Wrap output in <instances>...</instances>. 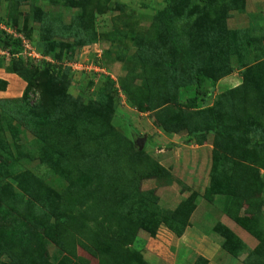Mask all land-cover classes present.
Wrapping results in <instances>:
<instances>
[{
	"label": "rangeland",
	"instance_id": "374dc122",
	"mask_svg": "<svg viewBox=\"0 0 264 264\" xmlns=\"http://www.w3.org/2000/svg\"><path fill=\"white\" fill-rule=\"evenodd\" d=\"M163 8L196 44L206 17L221 25L226 46L201 50L213 76L224 72L205 105L248 125L250 143L213 132L185 143L193 86L174 91L158 57L136 52L142 42L171 51L154 21ZM0 16L38 49L41 27L66 25L58 73L34 62L29 85L7 74L0 93L34 115L21 108L23 125L0 107V264H208L192 226L220 245L214 262L264 264V147L255 135L264 130V0H0ZM0 68L11 71L10 61L0 57ZM227 93L233 107L221 101ZM196 171L204 188L183 177ZM47 216L42 248L32 232L22 238L26 223Z\"/></svg>",
	"mask_w": 264,
	"mask_h": 264
},
{
	"label": "trees",
	"instance_id": "16d2710c",
	"mask_svg": "<svg viewBox=\"0 0 264 264\" xmlns=\"http://www.w3.org/2000/svg\"><path fill=\"white\" fill-rule=\"evenodd\" d=\"M167 6L169 5L167 4ZM40 13L41 9L38 7H35L32 10V14L36 18ZM171 15L168 13V11H166V8H163L154 16L155 23L158 25L159 23L162 24L166 29L167 37L170 41L171 51L169 49L168 52H162V50L158 46L154 47V45L150 43L142 42L138 46L136 52L137 54L141 53L142 55L145 54L148 56L152 55L158 57L157 59L160 60L161 66L163 67L166 83L174 91H178L179 89L187 87L189 85L193 86L192 94L188 95L184 102L185 108L194 111L193 113L191 112L192 117L185 122V127L187 129V135L184 138L185 143H189L193 138H199L203 134L208 132H213L215 138L220 141H233L238 142L239 144L250 143L253 139L245 134L246 129L252 131L251 129L247 128L248 125H246L244 122H240L236 124L237 126H234L225 121H221L218 112L223 113V108L220 106L218 107L216 104L205 105V102L214 93V78H220L221 73L224 72L215 74V76H213L212 70L214 69V67L213 65L209 64V62H211L213 58H207V56H205L204 53L201 52V50L204 48L216 53L220 48V45L226 46V37L221 33V25L217 22H210V18L206 17L209 20L207 21V23H203L204 29L200 32V39L196 44L195 41L191 42V37H189L184 30H178L177 27H173L172 20L174 19L176 14L171 13ZM178 17L181 18V20L183 18L180 16ZM41 20L42 18H38L36 21ZM0 22L6 23L10 27H12L14 31H16L17 33H22L28 39H30L26 32H24L21 28L15 27L14 23L8 20V18L5 19L0 16ZM65 26L66 25L63 24L59 32L48 27H41L40 33L41 35H43V41L46 44H43L42 46L40 45L41 48L39 46V49L37 48L36 44L30 39V41L36 47L37 51L39 50V52L43 56L49 57L51 59V61L41 60V66L44 65L55 73H58V70L62 67L60 63V59H62V57L58 56L55 53V47L57 46L58 41H60L58 35H60V33L63 35ZM48 29L52 30L53 33H46ZM59 37L60 39H62L61 36ZM0 49H7L10 54L19 52L20 41L18 38L13 37L12 35H8L4 31L0 30ZM169 53H171V55ZM0 57L3 58L4 56L0 55ZM7 59L10 61V65L12 67L11 71L9 72L14 73L22 80L27 81L29 85L33 69H35V67H38V64L26 60L22 56L11 57ZM218 63L219 61L216 62V66L218 65ZM5 85L6 81L4 79H0V91H3L5 89ZM26 88L24 89L23 93L25 92V97H28V91H30V89ZM199 101L202 103V107L198 106ZM221 101H224V106L227 105V108H229L230 105L232 106L231 102L233 103V99L228 95V93L227 96ZM9 102H22L21 98L12 100L9 97H0V107L3 109L2 112H4L8 108L5 113H9L11 116H13L15 121L23 125H28V120L21 118L19 111L22 108V110L25 111L27 118L30 116H34L31 110L29 111L25 107V104H22L19 108V111L17 110L15 112V109L11 108L10 106L8 107ZM223 114L227 117H231L226 113ZM256 134H258L256 142L264 147V130L259 133L255 132V135ZM142 152L144 151H136L137 155L142 154ZM2 171L3 168L0 167V175L4 173ZM0 215H7V212L1 207V205ZM48 217L49 216L41 217L36 220H30L28 223H26L25 228H23L21 231L22 238L30 239L29 232H32L35 237L34 240H36L39 246L42 248L41 241L46 235H44V233L48 231ZM40 259H44L42 254H40ZM200 260L202 261L203 259L200 258Z\"/></svg>",
	"mask_w": 264,
	"mask_h": 264
},
{
	"label": "crops",
	"instance_id": "0c3cea01",
	"mask_svg": "<svg viewBox=\"0 0 264 264\" xmlns=\"http://www.w3.org/2000/svg\"><path fill=\"white\" fill-rule=\"evenodd\" d=\"M0 71H2V73H0V77H2V79H6V75L8 74V75H15V74H13V73H9V72H6V71H4L3 69H1L0 68ZM16 76V75H15ZM20 80V79H19ZM20 81H22V80H20ZM17 84L19 85V86H17V87H19V89H20V87L23 85L22 84V82H17ZM17 87H11V88H9L7 91L9 92V93H13V91L14 90H16L17 89ZM4 91H0V93H3ZM203 158H205V157H207V152H206V150L205 151H203ZM203 158H196V160L195 161H197V160H201V159H203ZM208 159V158H207ZM197 165V164H196ZM181 166V165H180ZM208 166V165H207ZM199 169H200V167H199ZM202 171L203 172H201L202 173V175H204L205 174V171H206V168H205V166L204 165H202ZM198 174L199 176H198V179L197 180H195L193 177L195 176V174ZM196 173H193L192 175H193V177H192V175L190 176L187 172H184V174H183V177L185 178V179H190V181L188 182V184L187 185H190V184H192V185H190V186H193V187H196L197 188V184H199L200 186H201V184H202V187L201 188H204V185H205V182H204V179L200 176V173L199 172H197L196 171ZM200 186H198V188H200ZM191 229H190V231L187 233V235H192V236H190V238H191V240L193 241V243H194V245L196 246V247H198L199 246V242H198V240H197V238H199L200 237V240H201V243H202V246L204 247V256H205V258H207V260H208V264H224V262L223 261H221V262H214V258L216 257V256H218V255H220V254H222V253H224L223 252V250H221V249H219V247H220V245L218 244V243H216V242H212L211 241V239L209 240L207 237H206V235H197V230L196 229H193V226L192 227H190ZM200 233V232H199ZM202 236H205V237H202ZM244 237V236H243ZM206 238H207V240H206ZM246 239V238H245ZM246 241H248V240H246Z\"/></svg>",
	"mask_w": 264,
	"mask_h": 264
},
{
	"label": "built area",
	"instance_id": "2783aa9c",
	"mask_svg": "<svg viewBox=\"0 0 264 264\" xmlns=\"http://www.w3.org/2000/svg\"><path fill=\"white\" fill-rule=\"evenodd\" d=\"M0 30L4 31L8 35H12L13 37L18 38L20 41L19 52L10 54L7 49H0L1 56H4L6 58L22 56L26 60L32 62H37L41 60L51 61L49 57L43 56L39 51H37L36 47L25 35H23L22 33H17L16 31L13 30L12 27L7 25L6 23L0 22Z\"/></svg>",
	"mask_w": 264,
	"mask_h": 264
},
{
	"label": "water",
	"instance_id": "95a60500",
	"mask_svg": "<svg viewBox=\"0 0 264 264\" xmlns=\"http://www.w3.org/2000/svg\"><path fill=\"white\" fill-rule=\"evenodd\" d=\"M143 142H144L143 137H142V138H137V140H136V145H137L138 150H141V149H142V147H143Z\"/></svg>",
	"mask_w": 264,
	"mask_h": 264
}]
</instances>
